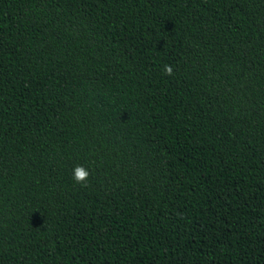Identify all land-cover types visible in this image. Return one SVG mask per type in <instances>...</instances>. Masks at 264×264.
Masks as SVG:
<instances>
[{"label":"trees","instance_id":"16d2710c","mask_svg":"<svg viewBox=\"0 0 264 264\" xmlns=\"http://www.w3.org/2000/svg\"><path fill=\"white\" fill-rule=\"evenodd\" d=\"M0 264H264V0H0Z\"/></svg>","mask_w":264,"mask_h":264},{"label":"clouds","instance_id":"9594fccd","mask_svg":"<svg viewBox=\"0 0 264 264\" xmlns=\"http://www.w3.org/2000/svg\"><path fill=\"white\" fill-rule=\"evenodd\" d=\"M164 70L167 75H172L173 70L170 66L164 65ZM90 176L89 170L84 168L82 165H77L73 169V179L77 184L86 186V182Z\"/></svg>","mask_w":264,"mask_h":264}]
</instances>
